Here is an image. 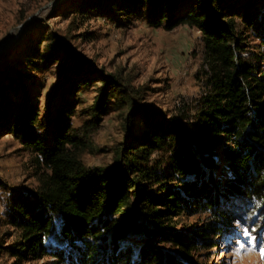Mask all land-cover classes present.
Masks as SVG:
<instances>
[{"label":"trees","instance_id":"1","mask_svg":"<svg viewBox=\"0 0 264 264\" xmlns=\"http://www.w3.org/2000/svg\"><path fill=\"white\" fill-rule=\"evenodd\" d=\"M82 9L126 22L143 19L155 29H195L205 45L212 91L187 130L140 109L115 76L86 74L69 59L53 98L100 82L92 118L113 101L129 111V123L138 117L147 130L132 136L110 166L86 168L73 152L85 141L70 126V104L61 103L51 139L48 131L42 136L48 116L38 120L21 80L26 76L13 74L10 89L20 99L14 104L3 97L0 85V136L20 141L49 174L40 192L12 198L11 224L23 241L12 251L16 258L44 257L48 240L57 237L74 254L72 264H181L149 238L185 255L210 249L234 217L222 199L264 205V0H88ZM246 32L260 41L258 52L245 50ZM157 153L164 159L151 164ZM189 213L213 218L189 232L175 231V219Z\"/></svg>","mask_w":264,"mask_h":264},{"label":"rangeland","instance_id":"2","mask_svg":"<svg viewBox=\"0 0 264 264\" xmlns=\"http://www.w3.org/2000/svg\"><path fill=\"white\" fill-rule=\"evenodd\" d=\"M87 2L0 0V85L4 86L3 97L16 104L20 97L9 82L13 74L26 76L21 80L29 105L38 110L39 121L48 116L39 131L42 136L48 131V139L54 134L52 125L61 103H69L72 113L66 116L70 126L80 129L79 136L85 141V146L72 149L74 154L86 168L108 167L132 136L147 130L138 117L129 123V111L113 101L104 115L92 118L100 82L93 81L74 96L53 98L69 59L79 61L86 74L96 70L115 76L133 94L140 109L175 120L187 130L212 86L198 31L187 26L155 29L137 18L127 22L124 18H104L83 10ZM245 36L249 44L245 50L258 52L260 41L251 32ZM51 50L56 51L54 56L43 59ZM162 159L157 153L151 164ZM48 174L37 155L20 141L11 135L0 136V264H72L74 254L57 237L48 240L49 255L44 257L16 258L12 251L23 242L21 231L11 224L12 198L40 192ZM229 203L222 199L221 206L234 217L210 249L185 255L157 237L149 239L163 252L174 254L181 264H264V205L240 200ZM212 218L209 213L186 214L175 219V231L189 232ZM58 253H62L61 258L55 255Z\"/></svg>","mask_w":264,"mask_h":264}]
</instances>
